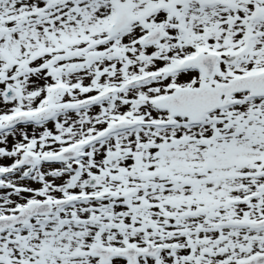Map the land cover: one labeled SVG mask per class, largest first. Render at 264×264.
Listing matches in <instances>:
<instances>
[{
	"label": "snow or ice",
	"instance_id": "6c2138e0",
	"mask_svg": "<svg viewBox=\"0 0 264 264\" xmlns=\"http://www.w3.org/2000/svg\"><path fill=\"white\" fill-rule=\"evenodd\" d=\"M0 264H264V0H0Z\"/></svg>",
	"mask_w": 264,
	"mask_h": 264
}]
</instances>
